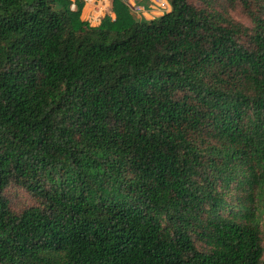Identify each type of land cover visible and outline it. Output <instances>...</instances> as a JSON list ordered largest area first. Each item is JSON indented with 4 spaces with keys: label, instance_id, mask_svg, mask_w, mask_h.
I'll return each mask as SVG.
<instances>
[{
    "label": "trees",
    "instance_id": "1",
    "mask_svg": "<svg viewBox=\"0 0 264 264\" xmlns=\"http://www.w3.org/2000/svg\"><path fill=\"white\" fill-rule=\"evenodd\" d=\"M111 1L0 0V264H264V0Z\"/></svg>",
    "mask_w": 264,
    "mask_h": 264
},
{
    "label": "rangeland",
    "instance_id": "2",
    "mask_svg": "<svg viewBox=\"0 0 264 264\" xmlns=\"http://www.w3.org/2000/svg\"><path fill=\"white\" fill-rule=\"evenodd\" d=\"M166 1H167L168 5L171 6L170 0H166ZM135 2L137 4L142 5L146 9L147 15L151 16V18H147L146 16H144V13H140L139 12V14H137V16L139 18L150 21V20L158 19V18H160L162 16L161 12H157V13H159L157 15H154V14L150 13V11H149L150 10V5H151V1L150 0H135ZM84 11H85V6L83 7V11L82 12H84ZM130 11H132V10L130 9ZM108 12L109 11L104 9L105 16L109 15ZM165 13H167V12H164V14ZM231 14L239 22H242L245 25H248L247 16L245 15V13H244V11H243V9L241 7H238L236 10L231 11ZM91 18L92 17L84 18L83 14H82V19L85 20V21H88V19H91ZM94 27H96V26H94ZM6 195H7V197H9L11 199L12 205L16 209H23L24 207L32 205V203H33L31 197L26 192H24L23 190L14 188V187L9 188L7 193H6ZM262 245H263V248H264V236H263Z\"/></svg>",
    "mask_w": 264,
    "mask_h": 264
},
{
    "label": "built area",
    "instance_id": "3",
    "mask_svg": "<svg viewBox=\"0 0 264 264\" xmlns=\"http://www.w3.org/2000/svg\"><path fill=\"white\" fill-rule=\"evenodd\" d=\"M70 1H71L70 8L72 11H76L78 9L77 6L79 2H82L84 6H89V7L91 6L97 7L99 5L101 6V8L98 9L100 15L98 17H92L91 19H88L87 22H89L91 26L100 25L102 18L105 17L103 5H101V0H70ZM123 1L128 6V8L132 10L131 12L134 15H137L140 12V13H144V16L148 18L149 15H147L146 9L142 5L137 4L135 0H123ZM150 1H151V5L149 11L151 14L157 15V13L154 12L156 10L157 12H161L162 15L164 14V12H169L170 6L168 5L166 0H150ZM149 18H151V16Z\"/></svg>",
    "mask_w": 264,
    "mask_h": 264
},
{
    "label": "crops",
    "instance_id": "4",
    "mask_svg": "<svg viewBox=\"0 0 264 264\" xmlns=\"http://www.w3.org/2000/svg\"><path fill=\"white\" fill-rule=\"evenodd\" d=\"M101 5H103V9H106L108 12V14L115 19V14L112 12V1L111 0H101ZM96 8V9H95ZM101 8V6H97V7H89V6H85V11L82 12L84 18H88V17H98L100 15V13L98 12V9ZM170 10H171V6H170ZM169 10V11H170ZM157 13V10L154 11ZM159 14V13H157ZM161 15V14H160ZM150 16H148L149 18ZM101 23V22H100Z\"/></svg>",
    "mask_w": 264,
    "mask_h": 264
},
{
    "label": "water",
    "instance_id": "5",
    "mask_svg": "<svg viewBox=\"0 0 264 264\" xmlns=\"http://www.w3.org/2000/svg\"><path fill=\"white\" fill-rule=\"evenodd\" d=\"M137 21H140V18L137 15H134Z\"/></svg>",
    "mask_w": 264,
    "mask_h": 264
}]
</instances>
